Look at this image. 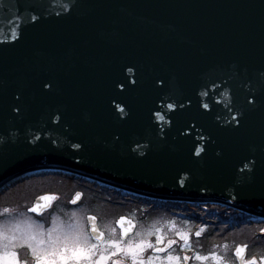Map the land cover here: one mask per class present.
Instances as JSON below:
<instances>
[{
  "label": "water",
  "instance_id": "water-1",
  "mask_svg": "<svg viewBox=\"0 0 264 264\" xmlns=\"http://www.w3.org/2000/svg\"><path fill=\"white\" fill-rule=\"evenodd\" d=\"M41 173L264 222V0H0V193Z\"/></svg>",
  "mask_w": 264,
  "mask_h": 264
},
{
  "label": "flooded vegetation",
  "instance_id": "flooded-vegetation-1",
  "mask_svg": "<svg viewBox=\"0 0 264 264\" xmlns=\"http://www.w3.org/2000/svg\"><path fill=\"white\" fill-rule=\"evenodd\" d=\"M26 180L30 182L27 189H32L33 192L31 204L30 201L23 199L21 194L11 195L9 202L14 205L9 204L6 208L8 209L6 212L9 213L4 212L6 209H3L4 211L0 209V219L18 218L22 221L28 217L36 219L45 230H51L58 219L76 220L81 227L83 246L79 247V252L76 247L36 248L34 244L25 241L14 244L5 237L3 246H0V264H197L189 247L181 249L180 243L178 247L180 249H175L179 240L176 236H166L160 244L155 245L158 238L155 234H148L145 238L151 240L152 245L149 243L142 248L138 247L145 239L140 237L141 231L144 228H151L148 224L155 216H161L163 220L181 217L187 223H194V226L188 224L183 228L197 235L200 227L209 224L210 217L214 224L215 217L224 218L231 212L234 219L228 226L235 227L234 231H237L239 236L238 242L246 246L243 252L244 264H259V259L253 256V250L264 242V222L254 215L231 209L220 214V211L216 210L208 212L209 205L201 203L163 202L130 195L97 182L62 173H41L24 178L5 189L0 198H6L7 195L4 196L6 190ZM42 197L45 198L43 209L40 212L33 211L32 207L36 200ZM0 207L3 208L1 205ZM199 215H205L206 219L201 220ZM122 218L135 223V226H132L126 220L127 229L133 231L127 236H123V229L118 225ZM222 222H226V219L224 218ZM24 224L27 226V222ZM95 225L98 229L94 235L92 226L95 230ZM0 229L5 231L4 228ZM170 241L173 242L170 247L163 252H155L156 249L165 248ZM39 251H45L47 257H40Z\"/></svg>",
  "mask_w": 264,
  "mask_h": 264
},
{
  "label": "rangeland",
  "instance_id": "rangeland-1",
  "mask_svg": "<svg viewBox=\"0 0 264 264\" xmlns=\"http://www.w3.org/2000/svg\"><path fill=\"white\" fill-rule=\"evenodd\" d=\"M28 181L29 180H26L22 182V184L16 185L6 190L4 196L7 195V197L4 199L0 198V205L3 206V208L0 207V209L3 210L8 208L9 204L14 205V203L9 202V197L11 195L15 196V194H21L22 198L28 200L27 202H29L32 199L31 196L33 192L32 189H27V185L30 183ZM31 187L33 188V186ZM23 194H26V196H23ZM211 209L213 210V208ZM211 209L208 210V212L211 211ZM6 211H8V209H6L4 212L9 213ZM216 211H220V214L227 212L225 209H216ZM233 215L234 214L232 212L229 215L226 214V217H224L226 222H222L224 221L223 217H215L216 220L214 224L212 223L214 220H212V217H210V219H208L209 224H206L204 227H200V229L196 232L197 235H193L192 232H189L183 228V226H187L190 223L183 221L181 217L175 219L170 217L166 220H163L161 216H155L152 218V222L148 224L151 228H144L141 231L140 237L144 239L148 236V234H155L158 238V241H156L155 244L157 245L160 244L164 238H166V236H176L179 240L175 249H180L178 248L180 243H182L181 249L184 247H189V251L193 252L192 254L194 255V260L197 264H230L227 258L231 253H234L236 246L241 245L240 242H238L239 236L237 235V231H234L235 227L231 228L228 226V224L233 222L232 220L234 217H231ZM199 216L201 220L206 219L205 215ZM25 222H27V226H25ZM193 224H190L189 226H194ZM215 225L217 228H214ZM0 228L5 229V231H1L0 229V246H3L5 237L9 239L8 241H12L14 244L19 241H25L34 244L36 248L76 247L79 252V247L83 246L82 238L80 236L81 227L76 220L65 221L58 219L51 230H45L44 227L40 226L36 219H31L28 217H25L22 219V221L18 220V218L4 220L0 219ZM209 229L215 231L213 232L212 238L218 240V243H212L211 241H208L209 239L205 240L204 235L207 234ZM230 234L232 235V241L227 245L223 244L225 239L227 240L228 237H230ZM13 236L14 239H12ZM149 243L152 245L151 240L145 238L143 242L138 244V247L142 248L146 245H149ZM233 243L235 246L233 249H231ZM39 254L41 255L40 257H47V253L45 251H39ZM261 257L262 258H260L259 264H264V254ZM44 261L47 260H42V262Z\"/></svg>",
  "mask_w": 264,
  "mask_h": 264
},
{
  "label": "trees",
  "instance_id": "trees-1",
  "mask_svg": "<svg viewBox=\"0 0 264 264\" xmlns=\"http://www.w3.org/2000/svg\"><path fill=\"white\" fill-rule=\"evenodd\" d=\"M210 209L211 208H213V211L214 210H216V209H225V210H228V209H226V208H223V207H219V206H208ZM212 210V209H211ZM213 232H215V231H213V230H211V229H209V231L207 232V234H206V236L204 237L205 238V240H208V241H211L212 243L213 242H215V243H218V240H216V239H213L212 238V235H213ZM232 235L230 234V237H228V239L226 240L225 239V241L223 242V244H225V245H227V244H229V242H231L232 240H231V237ZM212 238V239H211ZM229 240V241H228ZM263 244H258L257 245V248H255V250H253V256H256L259 260H260V258H262L261 256L264 254V242H262ZM234 246H235V244L233 243L232 244V248L231 249H233L234 248ZM263 250V251H262ZM228 259V262H230V264H237V262H236V260H235V257H234V255H233V253H231L230 255H229V257L227 258Z\"/></svg>",
  "mask_w": 264,
  "mask_h": 264
},
{
  "label": "bare ground",
  "instance_id": "bare-ground-1",
  "mask_svg": "<svg viewBox=\"0 0 264 264\" xmlns=\"http://www.w3.org/2000/svg\"><path fill=\"white\" fill-rule=\"evenodd\" d=\"M9 187H10V186H9ZM6 189H7V188H6ZM3 191H4V190H3ZM3 191H2V192H3ZM2 192H1V193H2ZM1 193H0V194H1ZM160 201H161V200H160ZM163 202H169V201H163Z\"/></svg>",
  "mask_w": 264,
  "mask_h": 264
}]
</instances>
